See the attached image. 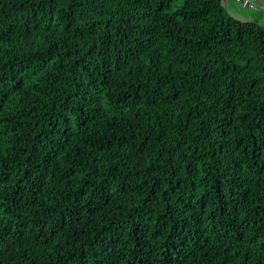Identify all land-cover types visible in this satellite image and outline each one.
<instances>
[{
	"label": "trees",
	"instance_id": "16d2710c",
	"mask_svg": "<svg viewBox=\"0 0 264 264\" xmlns=\"http://www.w3.org/2000/svg\"><path fill=\"white\" fill-rule=\"evenodd\" d=\"M177 1L0 0V264H264V26Z\"/></svg>",
	"mask_w": 264,
	"mask_h": 264
},
{
	"label": "rangeland",
	"instance_id": "374dc122",
	"mask_svg": "<svg viewBox=\"0 0 264 264\" xmlns=\"http://www.w3.org/2000/svg\"><path fill=\"white\" fill-rule=\"evenodd\" d=\"M182 0H178L176 6H180ZM223 6L232 16L243 21H255L264 26V12L261 10L243 9L236 0H223Z\"/></svg>",
	"mask_w": 264,
	"mask_h": 264
},
{
	"label": "built area",
	"instance_id": "2783aa9c",
	"mask_svg": "<svg viewBox=\"0 0 264 264\" xmlns=\"http://www.w3.org/2000/svg\"><path fill=\"white\" fill-rule=\"evenodd\" d=\"M243 9L261 10L264 12V0H236Z\"/></svg>",
	"mask_w": 264,
	"mask_h": 264
}]
</instances>
